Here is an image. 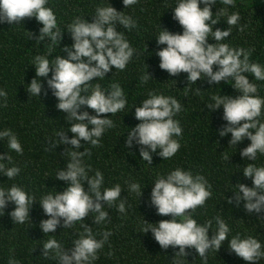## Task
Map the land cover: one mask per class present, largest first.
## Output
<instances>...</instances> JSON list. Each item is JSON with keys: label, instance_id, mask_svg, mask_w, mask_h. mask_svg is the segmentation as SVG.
Instances as JSON below:
<instances>
[{"label": "trees", "instance_id": "1", "mask_svg": "<svg viewBox=\"0 0 264 264\" xmlns=\"http://www.w3.org/2000/svg\"><path fill=\"white\" fill-rule=\"evenodd\" d=\"M108 2L118 12H124L125 16H131L136 22L137 26L130 31L116 24L117 30L125 34L136 53L124 71L116 72L113 68L107 79L98 82L105 91H110L113 83H119L128 103L124 111L111 117L114 127L106 130L98 146L81 141L83 147L79 151L84 152L89 147L84 164L90 169V177L96 171L103 173V188H111L116 184L122 187L124 192L121 198L127 199L126 212L122 214L118 211L120 201H116L112 206L104 205L109 218L102 223L96 224L95 213H91L85 221L75 222L68 228L64 227L61 220L56 232L46 235L42 231L41 221L50 217L44 214L39 202L50 193H62L67 187L65 182L55 177L60 169L66 170L70 158L67 148L71 147L60 144L59 132H67L71 124L67 122L66 114L57 109L58 100L48 87L47 79L51 78V73L48 78H40L43 85L40 97H31L27 91V86L36 78V70L31 63L37 55H47V46L51 45L47 38L37 42L42 25L35 18H25L18 24H0V90L7 93L6 97H0V131L10 129L23 147V154H18L7 148L6 138L0 141V155L5 156L6 167L17 166L21 169L14 179H8L0 173V188L7 190L13 185L19 186L34 198L35 203L30 218L24 224L13 221L10 213L15 208L14 204H9L5 214L0 213V264H59L55 251L45 257L43 244L56 239L62 249L70 250L73 242L84 234L86 227L91 228L97 240L104 239L106 232L111 233L92 264H247L229 249L227 243L219 252L209 250L203 258L195 249H187V255L184 256L177 255L179 248L163 249L151 232H143L146 227L144 220L158 224L162 220L173 219L172 216L158 215L151 206L152 185L158 176H166L171 170L183 168L194 175L204 176L211 185V198L192 212L199 224L211 220L212 230L215 231V218L219 217L231 230L229 239L237 235L241 238L253 237L264 245V212L249 214L243 202L237 205L235 194L238 191L235 187L241 183L249 188L254 187L252 179L244 177L242 171L249 163L257 167L264 166V155L258 154L254 162L242 158L240 153L251 141L245 139L231 146V134L226 137L220 135L227 126L223 109L212 111L207 106L213 103L211 97L214 95H240L232 87L234 82L210 85L205 79L190 86L188 74L181 73L173 77L160 69L161 61L156 53L166 45L159 46L155 36L161 26L172 33L183 31L173 19L172 8L176 6L177 0H138L128 8H125L123 0H49L47 7L56 15L58 27L64 30L77 18L93 22L96 9L109 6ZM234 3L235 7L227 8L228 14L239 12L241 19L238 26L231 28V36L222 42L232 48H244L251 52L250 63L264 65V5H257L254 0H234ZM226 7L222 0H218L213 13ZM226 18L223 15L214 17L220 21L216 28L227 30L228 25L224 22ZM72 43L71 34L65 29L61 49L59 44L53 45L49 60L59 54L66 58L67 53L62 49ZM209 43L215 44L216 41L209 40ZM147 71L154 80L149 79L144 83L143 77ZM248 75L250 80L254 79L251 74ZM256 84L258 95L264 97V81H256ZM150 92L173 96L183 108L175 117L183 129L181 137H174L181 144L179 152L164 161L158 155V150L152 154L151 165L143 161L139 147H125L128 131L140 123L135 118L134 108L148 98ZM83 111L95 114L88 108H82ZM110 116L107 114V117L102 118ZM259 119L264 122V115ZM68 136L72 138L70 132ZM8 155L11 163H8ZM131 183H140L142 188L145 187L141 197L129 190ZM229 199L233 201L231 204L228 203ZM212 230L209 231L210 239L214 235ZM258 264H264V258Z\"/></svg>", "mask_w": 264, "mask_h": 264}, {"label": "clouds", "instance_id": "2", "mask_svg": "<svg viewBox=\"0 0 264 264\" xmlns=\"http://www.w3.org/2000/svg\"><path fill=\"white\" fill-rule=\"evenodd\" d=\"M48 2L49 0H0V24H18L25 18H35L42 25L37 42L47 38L51 45L47 46V55H37L31 63L35 67L36 78L27 86V91L31 97H40L43 90L40 78H48L51 73V78L47 79L48 87L58 100L57 109L66 114L67 122L71 124L67 132H59L60 144L71 147L67 148L70 158L66 170L60 169L55 177L65 182L67 187L62 193L44 196L39 202L44 214L50 217L40 224L46 235L56 232L61 220L65 228L75 222L85 221L91 213H95L96 224L108 220L109 212L104 210L105 204L112 206L120 201L118 211L122 214L126 212L127 199L121 198L124 192L122 187L116 184L111 188H103L105 178L100 171L90 177V169L84 164L89 147L84 152L79 149L83 147L81 141H86L90 146H98L106 130L114 127L111 117L126 109L128 101L122 86L113 83L111 90L105 91L98 81L107 79L113 68L116 72L124 71L136 53L125 34L117 30L116 24L119 23L129 31L137 26L131 16L118 12L108 2L109 6L96 9L93 22L77 18L66 26L65 29L73 40L71 46L62 49L67 57L59 54L50 61L48 57L52 55V46L59 44L61 49L65 29L58 27L57 17L47 7ZM137 2L138 0H123L125 8ZM217 3L218 0H177L176 6L172 8L173 19L183 31L172 33L161 26L155 37L159 46L166 47H161L156 55L160 58L161 70L173 77L181 73L188 74L190 86L205 79L210 85L234 82L232 87L240 95H214L211 97L213 103L207 106L212 111L223 109V119L227 126L220 135L226 137L230 133L231 146H236L245 139L251 141L240 154L242 158L254 162L258 154L264 155V122L259 119L264 115V97L258 95L256 84V81H264V65L250 63L251 52L244 48H232L222 42L231 36V28L238 26L241 17L239 12L228 14L227 8L235 7L234 0H222L227 7L220 8L214 14L213 7ZM222 15L227 17L224 21L228 25L227 30L216 28L220 21L214 17ZM209 40L216 43L211 44ZM214 67L217 70L214 71ZM248 74L254 79L250 80ZM149 79L154 80L147 71L143 82L147 83ZM93 81L96 83L93 84ZM6 96L7 93L0 90V97ZM82 108L91 109L95 114L81 112ZM134 110L135 118L140 123L128 131L125 147H139L140 156L149 165L153 161L152 154L158 150V155L164 161L175 157L181 144L174 137H181L183 134L180 121L175 119L183 110L181 103L173 96L150 92L148 98L143 99ZM107 114H111L110 118H102L107 117ZM68 132L72 134V138H69ZM5 138L10 151L23 154L18 137L10 129L0 131V141ZM4 160L5 156L0 155V173L8 179H14L21 169L17 166L6 167ZM7 160L11 163L9 155ZM242 172L244 177L252 179L254 187L249 188L243 183L236 186V203L239 205L243 202L244 209L249 214H260L264 212V166L257 167L254 163H249ZM144 189L140 183L129 185V190L140 197ZM210 189L211 185L204 176L194 175L183 168L171 170L166 176H158L152 185L150 204L158 215L172 216L173 219L162 220L158 224L144 220L146 227L143 232H151L155 241L165 250L169 247L179 248L177 255L186 256L187 249H195L203 258L209 250L219 252L227 243L229 249L247 264H258L264 258V245L258 239L241 238L239 235L229 239L231 230L219 217L215 218V231L212 230L211 220L206 224H199L193 218L192 212L204 206L211 198ZM232 202L231 199L228 200L229 204ZM10 203L15 205L10 213L13 221L24 224L30 218L34 198L16 185L7 190L0 188V213L5 214ZM210 230L214 233L211 239ZM110 235L111 233L106 232L104 239L97 240L91 228L86 227L84 234L73 242L70 250L62 249L60 242L51 239L43 244L44 254L48 257L49 253L55 251L59 264H92Z\"/></svg>", "mask_w": 264, "mask_h": 264}, {"label": "rangeland", "instance_id": "3", "mask_svg": "<svg viewBox=\"0 0 264 264\" xmlns=\"http://www.w3.org/2000/svg\"><path fill=\"white\" fill-rule=\"evenodd\" d=\"M255 4L257 5H264V0H254Z\"/></svg>", "mask_w": 264, "mask_h": 264}]
</instances>
